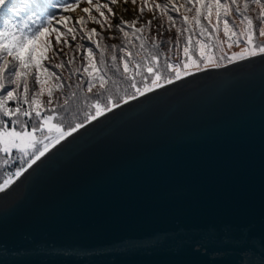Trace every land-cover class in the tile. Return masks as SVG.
Instances as JSON below:
<instances>
[{"label": "water", "instance_id": "95a60500", "mask_svg": "<svg viewBox=\"0 0 264 264\" xmlns=\"http://www.w3.org/2000/svg\"><path fill=\"white\" fill-rule=\"evenodd\" d=\"M0 264H264V54L50 147L0 192Z\"/></svg>", "mask_w": 264, "mask_h": 264}, {"label": "snow or ice", "instance_id": "6c2138e0", "mask_svg": "<svg viewBox=\"0 0 264 264\" xmlns=\"http://www.w3.org/2000/svg\"><path fill=\"white\" fill-rule=\"evenodd\" d=\"M80 2L81 0H65L61 8L64 12H68L70 9L74 11ZM86 3L88 6L80 9L83 15L79 17L62 16L59 18L61 27L56 28L53 27V19L51 18L53 13L50 11L53 5L48 0H35V7L32 10L40 17L39 21H34L31 26L25 24L23 28L14 24L9 25L5 22L4 29L0 31V59L4 61V66L0 68V78L3 77L5 71L9 72V84L12 85L11 90H8L2 79H0V93H3L0 95V114L3 117V119H0V151L5 153V155H10V150L15 148L20 152L22 160L26 158L27 167H18L13 174L16 178L20 177L28 168H31L33 164H36L50 147L59 144L61 140L71 136L73 132L85 126L84 122H80L64 129L59 123L54 124L52 122L57 119L56 110L51 107L53 103L52 88L47 90L48 101L44 106L46 109L44 115L41 114L40 98L45 91L44 85L50 78L57 82L55 87L63 86L60 83L62 76L56 69L64 68L65 63L70 64L74 56L67 61L61 60L58 64H52L51 61L61 58L62 55H67L64 52V48L71 47L69 38L75 41L79 32L82 38H87L97 48L99 47L93 37H98L100 33L96 28L85 31L88 23L99 25L101 31L105 29L110 31L113 27L110 21L117 19L116 28L118 31L128 36L129 32L125 31V28H129L133 33L139 35L144 32L145 28L152 29L153 21L156 19L155 10L157 9H164L166 13H178L180 7H185L186 11L189 12L194 9L197 25H201L202 18L208 20L209 24H211V15L215 11L218 22L220 20L224 21V36L230 41L229 47L232 46L233 38H235V43H243L245 45L242 52L226 57L229 63L233 59H243L246 56H255L258 53L264 54V44L257 43L260 37H264V0H242V2L241 0H209L208 3H204L203 0H187V5L179 6L174 0H169L167 4L157 3L154 7H148L147 0H142L136 17L131 21L124 20L122 16L113 10V6L118 5L120 0H107V2L86 0ZM123 3L127 4V0H123ZM132 3L136 6L138 0H132ZM12 7L5 9V0H0V10L12 11ZM251 7L258 9L254 18L248 15ZM145 8L153 12V18L145 21L140 28H137L136 25L140 23ZM104 9L107 10V14ZM124 11H127V9L125 8ZM232 12L240 16L241 23L246 22L247 28L245 32L236 31L234 25L232 29L229 28L230 21L228 17ZM167 19L170 22V31L171 27L175 25V19L171 14L167 15ZM183 20L187 23L188 17L184 16ZM160 27H163V24ZM180 31L178 28L177 33ZM206 31L211 30L201 25V35ZM159 35H162V33H159ZM197 43L199 44L200 42L197 41ZM220 44L221 41L219 40L216 41L215 45L202 44L198 50H193L191 53L188 44H185L182 50L181 62L172 63L165 59L163 72L169 74L166 78L163 76L161 69L156 67L157 56L154 55L152 57V62L144 64L137 62L135 65H130L128 58L131 54L126 52L125 48H121L120 51L124 53V56L121 57L123 63L122 77L123 80L130 81L129 86L135 91L130 95L120 97V100L127 103L129 100L136 99L146 91L161 87L165 79L167 83H172L173 79L179 80L182 74H191L189 72L190 66L197 69H200L201 66L205 68L212 66L214 56L210 51L205 52L204 49L205 47L220 46ZM76 47L79 49L82 45H77ZM153 47H159V44L154 42ZM176 47H179L178 39ZM86 51L87 56L84 59L87 60V64L82 69L84 73H87L88 77L86 92L91 94L93 89H96L95 96L97 97L96 101L87 105L93 111L88 112L85 120L92 121L101 114L111 111L114 106L120 107V101L113 99V95L109 94V82L116 84L117 81L113 80L107 73L98 71L97 66L93 64V48L88 47ZM7 58H11L14 63L9 64ZM112 59L116 60L115 55H113ZM224 59L225 55L222 53L219 61ZM100 63L103 64L102 56ZM130 67L132 68L131 73L129 72ZM117 71L120 70L117 69ZM137 75L141 77L140 85L142 86H138L135 79ZM29 77H34L32 88L29 85ZM84 83L85 81L82 79L80 85ZM80 85H77V87H80ZM21 89L23 95L18 91ZM105 94H108L107 103L101 105L99 99ZM74 97L75 93L64 99L63 107L66 110L70 107V101ZM85 99H87V96ZM13 100L17 101L16 106L9 107V101ZM21 100L27 105L26 108L20 106ZM13 176H9L0 183V192H4L9 187L13 182Z\"/></svg>", "mask_w": 264, "mask_h": 264}, {"label": "trees", "instance_id": "16d2710c", "mask_svg": "<svg viewBox=\"0 0 264 264\" xmlns=\"http://www.w3.org/2000/svg\"><path fill=\"white\" fill-rule=\"evenodd\" d=\"M208 0H203V2H207ZM49 3L53 5L50 11L53 13L51 17L53 19V27L60 28L61 25H55L54 20L58 19L63 15H67L68 12H64L61 8V5L65 2V0H48ZM81 2L86 3V0H81ZM80 2V3H81ZM167 4L164 0H147L148 7H154L155 4ZM181 5H187V0H180ZM14 5V7H12ZM178 6V5H177ZM12 7V11L0 10V31L4 29L5 22L9 25H17L20 28H23L25 24L33 25L34 21H39L40 17L36 15V13L32 10L35 7V0H5V9ZM193 11H195L193 9ZM192 12V11H191ZM191 12L186 11L185 7H180L179 12H168L164 9L155 10L157 23L153 22L152 29L149 30L145 28L143 33L139 35L133 33V31L129 28H125V31L129 32L128 36H125L123 33L117 30L116 25L110 21L112 24V31L114 32L113 36H109L106 34L107 29L101 31L99 26L98 37H93L94 40L97 41L99 47L97 48L95 44H92L87 38H82L81 34L77 33V39L72 41L69 38V43L71 47L64 48V52L67 55H62L59 59H54L51 61L52 64H58L61 60L67 61L74 56L72 62L65 63V67L62 69H56L57 72L62 76V81L60 83L63 85L62 87H55L56 81L54 79H49L45 85V91L41 96V114L44 115L46 112L45 105L48 101V89H53L52 94V105L51 107L56 110L57 119L53 120V123H59L62 125L64 129L68 127L74 126L76 123L88 121L85 120L88 112L93 111L87 105H90L94 101H96L97 97L95 96L96 89H93V93L88 94L86 92V81H87V73L82 71L83 66L87 64V60L84 57L87 56L86 49L88 47L93 48V64L97 66L98 71L107 73L108 76H111L113 80H116V84L110 83V93L113 95V99L119 100L120 104L123 103L120 100V97H124L126 95L132 94L135 90L132 89L129 84L130 81L123 80L122 71H123V63L121 57L124 56V53L120 51L121 48H125V51L130 53L131 56L128 58L130 65H135L137 62L144 64L146 62H152V57L155 55L158 57V60L155 62L156 67L160 68L163 72V64L165 59H168L172 63L181 62V58L183 56V47L185 44L189 42L197 43V41H202L206 38L209 31H206L203 35H201V25L205 28H210L212 26L209 24L207 20L201 19V25H196V21L191 23L188 21L184 22L183 17L187 16L188 19L191 15ZM107 14V11L105 12ZM151 13L145 8L143 17L145 14ZM233 15L239 20V16L236 15L235 12H232ZM171 14L175 19V25L171 27L169 31L170 22L167 19V15ZM249 14V12H248ZM142 17V18H143ZM155 19V20H156ZM144 23H139L136 25L137 28H140ZM163 24V27L160 25ZM212 24V23H211ZM181 31L177 33V29ZM89 23L85 27V31H88ZM162 33V35H159ZM114 37V38H110ZM177 39L179 40V47H176ZM159 44V47H153V43ZM170 42V43H169ZM77 45H82L81 48H77ZM143 45V47H141ZM113 55H115L116 60L112 59ZM101 56L103 57V64L100 63ZM9 64L14 63L11 61V58H7ZM236 60V59H233ZM228 62L227 58L223 61H219L218 65L224 64ZM4 66V61L0 59V68ZM119 69L120 71H117ZM132 68L130 67L129 72L131 73ZM169 74L167 72H163V76L166 78ZM174 75V74H173ZM2 82L6 85L8 90H11L12 85L9 84L10 73L5 71L3 74ZM84 80L85 83L80 85V81ZM138 86L140 85L141 77L137 75L135 77ZM174 80V79H173ZM167 80H164L165 84ZM29 85L30 88L34 85V77H29ZM80 85V87H77ZM21 95L22 89L18 90ZM75 93V97L70 101V107L66 110L63 107L64 99L66 97L71 96ZM3 93H0L2 95ZM107 95L105 94L103 97L99 99L101 105L107 103ZM87 96V99L85 97ZM17 101H9V107H15ZM20 106L26 108L27 105L20 101ZM115 107V106H114ZM34 116V113H33ZM0 119H3L2 114H0ZM26 119V118H25ZM25 160L21 159V154L19 152H13L10 155H5L2 151H0V183L6 179L8 173L20 166H24Z\"/></svg>", "mask_w": 264, "mask_h": 264}, {"label": "rangeland", "instance_id": "374dc122", "mask_svg": "<svg viewBox=\"0 0 264 264\" xmlns=\"http://www.w3.org/2000/svg\"><path fill=\"white\" fill-rule=\"evenodd\" d=\"M165 1L167 3L169 2V0H164V2ZM102 2H107V0H102ZM141 2H142V0H138L137 5L134 6L133 3H132V0H127V4H124L123 0H120V3L118 5L113 6V10L116 11L120 16H122L124 20L131 21L132 19H134L136 17L137 11H138V8H139ZM174 2L178 6L181 5L180 4V0H174ZM208 2H209V0L207 2H204V3H208ZM241 2H242V0H241ZM85 6H88L87 3L81 2L79 4V6H77L74 11L70 9L68 11L67 16L79 17V16L83 15V13L81 12L80 9L82 7H85ZM125 8L127 9V11H124ZM104 11L106 12L107 10L104 9ZM257 11H258V9H256L255 7H251L250 10H249V14L248 15L250 17L254 18L255 13ZM63 16H66V15H63ZM59 18L54 20V24L55 25H61L60 22H59ZM152 18H153V15L151 13H147L140 20V23H144L145 21H147L149 19H152ZM228 19L230 21V23H229V28L230 29H232L233 25H234L236 31H239L241 33L246 31V28H247L246 22L245 23H241L240 16H239V20H238L233 15V13H231L230 16L228 17ZM188 21H190L191 23L195 22V11L191 12V15H190ZM112 22L114 23V25H117L115 23H117L118 20L117 19H112ZM153 22L157 23V19L154 20ZM211 23L212 24H210V25H212V26H209L210 28H208L211 31H209L208 35H206V38L204 40L199 41L200 42L199 44L198 43H194V42H189V41H188L187 44L189 46V50H190V53H191L193 50H198L202 44L215 45L217 40L221 41L220 46L210 47V48L209 47H205V49H204L205 52H209L210 51L213 54V56H214V59L212 61V66H209V67H216V66H218L219 57L221 56L222 53L225 55V58L227 56H233L234 54H238V53L242 52L244 50L245 45L243 43H239V44L235 43L234 42L235 38H233L232 46L229 47L230 41H229V39L227 37L224 36V21L220 20L218 22L215 11L212 12ZM89 28L90 29L91 28H96L97 31L99 32V26L97 24L89 23ZM106 34L109 35V36H113L114 32L112 30H110V31H107ZM230 35H231V31H230ZM257 43L264 44V37H260L259 40L257 41ZM246 57H248V56H246ZM194 58H196V57H194ZM204 68L205 67L201 66L200 69H197L195 67H191L190 66L189 72L192 73L194 71H198V70H201V69H204ZM182 76H185V75L182 74ZM16 151L17 150L15 148H13V149L10 150V154L13 153V152H16ZM17 152H19V151H17ZM24 160H25V163L23 165H24V167H27L26 158Z\"/></svg>", "mask_w": 264, "mask_h": 264}, {"label": "bare ground", "instance_id": "6f19581e", "mask_svg": "<svg viewBox=\"0 0 264 264\" xmlns=\"http://www.w3.org/2000/svg\"><path fill=\"white\" fill-rule=\"evenodd\" d=\"M15 171H16V170L12 171V172L10 173L9 176H13V174H14ZM9 176H8V177H9ZM13 178H14V176H13Z\"/></svg>", "mask_w": 264, "mask_h": 264}]
</instances>
